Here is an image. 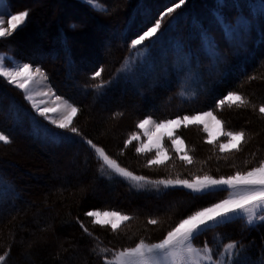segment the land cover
Listing matches in <instances>:
<instances>
[{
	"label": "trees",
	"instance_id": "16d2710c",
	"mask_svg": "<svg viewBox=\"0 0 264 264\" xmlns=\"http://www.w3.org/2000/svg\"><path fill=\"white\" fill-rule=\"evenodd\" d=\"M97 1L106 10L89 8L80 0H58L61 9L69 3L85 18L95 19L97 27L91 31L99 36L89 53L74 46L68 34L87 29L85 20L80 15L66 17L63 10L67 26L57 22L52 33L41 27L43 35L30 50L20 51L10 37L8 43L0 41V51L41 66L56 93L78 109L73 124L78 132L58 129L0 77V131L11 140L0 142V256L5 257L0 264H105L102 257L110 259L111 252L134 247L140 240L159 242L181 219L227 194L225 189L194 192L157 181L227 177L264 160V137L253 133L254 124L264 132V113L259 111L264 105V0H184L179 8L175 5L180 0ZM7 2L17 11L15 3L21 6L25 0ZM30 7L23 9L29 12L28 23ZM168 8L174 11L165 14ZM44 9L39 8L38 15H48L49 5ZM158 20L156 34L132 48L131 41ZM158 53L164 55L161 60ZM229 92L244 96L248 105L218 108ZM203 110H212L226 132L249 133L253 128L239 151H221V140L208 141L199 124L178 133L191 163L173 151L163 164H149L151 154L136 151L143 137L137 127L141 119L162 121ZM133 134L139 139L127 143ZM88 140L146 180L137 183L115 173ZM12 148L57 156L58 170L69 172L57 176L43 199L34 187L43 181L39 173L7 157ZM94 210H113L131 219L113 231L110 225L93 223L86 213ZM150 219L158 223L150 224ZM229 242L238 244L232 264H264V221L250 225L241 217L232 218L193 240L197 248H213L214 255ZM98 245L111 252L98 255Z\"/></svg>",
	"mask_w": 264,
	"mask_h": 264
},
{
	"label": "snow or ice",
	"instance_id": "6c2138e0",
	"mask_svg": "<svg viewBox=\"0 0 264 264\" xmlns=\"http://www.w3.org/2000/svg\"><path fill=\"white\" fill-rule=\"evenodd\" d=\"M92 2V0H89ZM184 0H180V3L176 4L175 7L179 8ZM174 11V8H168L167 13ZM7 13L0 12V17H3ZM10 15L8 24L10 27H4L3 19H0V38L10 36L16 31L18 26L24 24L26 18L29 16L27 10L20 12L18 14H7ZM161 24L158 21L155 22L153 27L148 28L143 34L139 35L136 39L131 41V47L136 48L141 45L146 39L154 36L158 29H160ZM97 71L94 74L95 77H99L101 74ZM0 77H5L10 83L14 84L16 87L22 89L27 95L26 99L33 103V106L37 109L41 116L48 117L49 112L59 113L60 118L51 119L53 124H56L59 128H70L72 132H78V129L71 127L73 117L78 112L77 107L63 101L62 105H56L52 108L44 107L41 108L40 105L34 100L32 90L29 85L32 83L42 82L46 77L39 67L32 69L29 64L17 65L14 67H8L5 64L3 58H0ZM40 95L46 96L47 93H40ZM57 101H61L62 98L57 96L55 98ZM43 103V101H41ZM249 101L242 95L236 92H229L223 97L217 104V107H221L225 104L231 107L236 105L237 107L247 106ZM63 109V110H61ZM260 113H264V105L259 107ZM202 116H212L211 112H206L196 116H184L182 118H177L175 120H166L156 123L152 121L151 118L144 119L137 125L138 128L144 129L146 125L152 124L154 128H166L170 125H175L179 127L182 123L187 126V123H197L202 121ZM204 131H209L207 126H205ZM144 135L148 136L151 141V135L149 130H145ZM172 133H168L169 139H172ZM227 136L228 143L222 144L220 146L221 151L228 150L229 145L236 148L239 151V145L234 144V141H243L245 138L244 131H228L224 133ZM163 137L158 138L155 147V156L153 159L149 160V164L160 165L165 161L161 158L162 155H166L165 149L160 145V140ZM139 135L133 134L127 143H131L133 140H138ZM0 142L5 144L11 143L10 137L0 132ZM179 143H183L177 137L172 139V145L175 147L176 151L179 152ZM87 143L95 150L98 157L102 159L103 164L108 168H111L115 173L135 181L137 183L145 181L146 178L143 176H136L132 172L128 171L126 168H122L115 160L111 159L105 151L97 147L91 140ZM137 152L152 151V147L147 144H141L140 147L136 149ZM185 159L188 163H191V159L186 155L181 157ZM157 184H163L165 186L173 184H181L184 187L192 189L194 192H203L206 189L216 188L218 186H228L232 189H238L239 191L235 194L230 195L227 199L221 200L219 203L212 204L209 207L202 208L195 211L193 214L181 219L179 223L167 232L166 236L160 240L158 243H147L144 240H140L135 244L134 247L124 248L119 251L111 252L107 248H99L98 245V255L111 252V258L102 257L105 260V264H232L231 255L233 250L237 249V242H229L223 246V251H216L214 255V250L205 244L202 248H197L193 245V240L198 239L208 228L212 226L213 223L220 224L224 222L225 219L230 218V214L244 213L247 215V223L253 224L255 221H264V161H262L258 167H254L251 170L241 173L237 172L235 175L228 177H221L215 179L210 176L196 177L192 181L188 180H160L156 182ZM259 213V215H258ZM89 217H94L93 223L101 226L110 225L113 231H116L120 224L131 219L128 215L121 214L117 211H89L86 213ZM112 217L113 219H101V217ZM150 224H157L156 219H150ZM85 232L88 231L87 228L84 229ZM91 235V233H89ZM221 256L228 257V259H220ZM5 257L0 256V262L4 261Z\"/></svg>",
	"mask_w": 264,
	"mask_h": 264
},
{
	"label": "rangeland",
	"instance_id": "374dc122",
	"mask_svg": "<svg viewBox=\"0 0 264 264\" xmlns=\"http://www.w3.org/2000/svg\"><path fill=\"white\" fill-rule=\"evenodd\" d=\"M54 1L55 0H25V2H23L21 4V6H19L15 3V5H16L15 9L17 11H12L7 0H0V12H4L7 14H18L20 12L25 11L23 9H27L25 7H29V6H31L30 8L32 9V17H31L32 20L28 23V21L30 19L28 16L26 18L24 24L18 26L16 31L13 32L10 36L0 38V41L1 42H3V41L7 42V38L10 37L11 38L10 40L12 41V45L15 47L20 46L19 47L20 51L21 50H25V51L30 50L33 47L34 41L37 40V38L39 36L43 35V33H41V29H40L41 27H43L44 29L49 28L50 32L52 33V31H56V26H57L56 23L57 22L61 23L62 25H65V27H66L67 24L69 23L67 21L69 20L70 17H72V16L78 17L80 15L79 16L80 20L81 19L85 20L84 25L87 26V29H84L83 31H82V29H76V31H74V32H73V30H70V31L67 30V32L69 31L68 34L71 38L70 41H73L74 46H77V47L84 49L83 53H89L88 50H93L94 49V43L97 41V38L99 36V34L97 32L94 33L93 31H91L94 29V27H97L95 24L96 23L95 19L94 18H88V19L85 18V16H83V14H81L82 11L78 7L72 6L69 3H65L63 8L61 9V4L58 5V0H56V2H54ZM80 1L87 4V6L89 8L95 7L99 11L106 10L105 7L100 2H98L97 0H92V2H89V0H80ZM44 5H47V6L49 5L50 12L48 15H46V16L44 15V17H42L41 15H38L37 11L41 7L44 9ZM19 8H22V9L18 10ZM55 9H59V10L55 11ZM62 10L64 11L65 16L69 17L66 19V22H64L65 20H63L64 16L63 17L61 16ZM44 12H45V9H44ZM7 14L4 15L3 17H0V19H3V21H4L3 26L6 28L10 27V25L8 24V21L10 19V15H7ZM101 16H103V15H101ZM57 18H58V20H57ZM45 23H46V25H45ZM46 30H48V29H46ZM89 31L91 32V34ZM19 34L21 35L20 38L18 37ZM142 50H143V52H140L141 53L140 57L143 56L142 59H144V57L147 55L146 54L147 49L143 48ZM161 52L163 53L162 50H161ZM162 53H158L157 60L162 59V57L164 56ZM0 58L4 59L5 64L8 67H14L17 65H22V64H29L32 66L33 70L37 67H39L41 69V71L44 73V76L46 77V79H44L42 82L32 83L29 85L30 89L32 90L34 100L40 105L41 108H44V107L52 108L56 105H62L63 101H67V100L63 99L61 96H59L56 93V91L51 87L45 70L41 66H39L38 64H32L29 61H25V60L15 58L11 54H9V53L7 54L5 51H0ZM131 61L132 60H129V62H131ZM1 78L4 81H6L7 83H10L5 77H1ZM261 83L264 86V81H262ZM10 84H12V83H10ZM12 85L15 86L14 84H12ZM16 88H18V87H16ZM18 89L22 92L24 99L32 107L33 111L42 120L46 121L47 123L51 124L52 126L57 127L58 129L70 130V128H59L56 124H53L51 122V119L48 118V117H51L52 119L59 120V118H60L59 113L49 112L48 117L41 116L39 114V112L37 111V109L33 106V103L31 101H29L28 99H26L27 94L22 89H20V88H18ZM40 93H47V95L43 96V95H40ZM57 96L61 97L62 100L57 101L55 99ZM41 101H43V103H41ZM68 103H70V102H68ZM61 110H63V109H61ZM206 112H211L212 116H202V121L197 122L195 124H199L203 130H204L205 126H207L209 131H207V132L205 131V132H206V139L208 141L221 140L220 144H219L220 146L222 144H227L229 138L224 135L226 130L223 126V122L215 115V113L212 110L198 111V112H194V113L187 115V116L192 117V116L200 115V114H203ZM148 118H151V120L155 121L156 123L161 122V121L155 119L154 117H145V118L141 119L140 121H142L144 119H148ZM177 118H182V116L170 118V119H166V120H175ZM166 120H162V121H166ZM123 123L125 124V122H123ZM73 124H74V117L72 120L71 127H73ZM189 124H193V123H187V125H189ZM242 124L246 125L245 122ZM110 126H112V124H110ZM184 126H185V124L182 123L179 127H176L175 125H170L166 128L156 129V128H154V126L152 124H149V125H146L144 129L139 128L141 134L143 135L142 143L147 144L150 147H152V151H150V152L145 151V152H149L152 156V159H153L155 156L154 145L157 143L158 138L163 137L159 142H160V145L165 149L166 155H162L161 158L164 161H167L170 158L173 151H176L175 147L172 145V139H176L178 137L180 141H183V143L178 142V146L180 148L179 152L181 153L180 156H182V157L185 156L184 153H185V151H187V147L184 144V140L178 135L180 129H182ZM254 127H255L254 129L251 128V131L249 133L244 131V133H245L244 142L247 140V136L252 133V129H253V133H255V136L259 135V139L264 137V132L261 129V126L254 124ZM145 130H149L150 135H151V141L149 140L148 136L144 135ZM228 131H232V130H228ZM0 132H2V131H0ZM168 133L173 134L172 139H169ZM249 138H250V136L248 137V139ZM252 140H253V142L256 141L254 139H252ZM233 143L234 144L238 143V145H240L241 141H234ZM258 144H260L259 141L257 142V145H255V146L257 147ZM233 148L234 147H232V145H229L228 150H231ZM182 152H183V154H182ZM29 154H32V155H29ZM24 156H26V157L28 156V158L30 160H26V161L29 163H27V164L24 163L25 162L24 160L26 159ZM7 157H13L15 159V161L20 164V166H23V169H30L32 171H37L39 173L40 180H43V181H39L38 185H35L34 187L40 194H42L43 199L46 198V192H47L46 189L49 190V188L52 186V183H53V181H55L57 176L60 175L61 172H63V173L65 172V174H68V172H69V171H67L68 168L63 169L64 171L62 170L61 172H60V170H58L59 164L57 163V156L45 157L43 154L30 153V152L28 153V152H26L25 149H21L20 151H17L16 149L12 148V149H10V151L7 152ZM259 164H257L255 167H258ZM26 171L27 170H25V172ZM23 173H24V171H23ZM26 175L31 176L30 172ZM233 175H235V174H233ZM30 176H27V177H30ZM200 177H203V176H200ZM210 177H212V176H210ZM195 178H192L191 180H188V181H192ZM213 178L219 179L221 177H213ZM177 180H184V179H177ZM172 181H176V180H172ZM168 186L184 187L181 184H173V185H168ZM184 188L192 190V189L187 188V187H184ZM212 189H225L227 191V194L224 197H222L216 203H219L221 200L227 199L230 195L235 194L236 192L239 191L238 189L229 188L226 185L218 186V187L212 188ZM206 190H209V189H206ZM213 204H215V203H213ZM211 205H209V206H211ZM209 206H207V207H209ZM198 210H200V209H198ZM94 211L105 212V211H113V210H94ZM258 215H259V213H258ZM236 217H241L247 222V215L244 213L230 214V218L225 219L224 222L227 220H230L232 218H236ZM91 219L94 220V217H91ZM101 219H113V218L102 216ZM259 222H261V221L257 220L253 224H250V225H255ZM213 225H216V224L213 223L212 226ZM155 243H158V242H155ZM193 245H194V243H193ZM24 251H27V250H24Z\"/></svg>",
	"mask_w": 264,
	"mask_h": 264
},
{
	"label": "bare ground",
	"instance_id": "6f19581e",
	"mask_svg": "<svg viewBox=\"0 0 264 264\" xmlns=\"http://www.w3.org/2000/svg\"><path fill=\"white\" fill-rule=\"evenodd\" d=\"M40 20V19H39ZM49 29V28H48ZM54 93V92H53ZM31 151V150H30ZM35 152V151H34ZM45 153V152H44ZM47 155V154H46ZM48 156H50V154L48 155ZM70 164V163H69ZM10 165V164H9ZM19 167V166H18ZM20 168H21V166H20ZM18 170V169H17ZM24 171V170H23ZM21 172V171H20ZM17 173V172H16ZM18 175V174H17ZM24 178V177H23ZM28 178V177H27ZM23 180V179H22ZM30 180V179H29ZM26 181V180H25ZM161 228V227H160ZM166 228V227H165ZM162 231V230H161Z\"/></svg>",
	"mask_w": 264,
	"mask_h": 264
}]
</instances>
